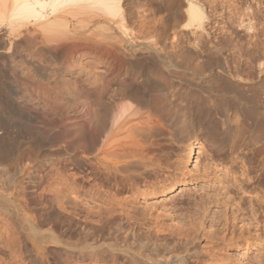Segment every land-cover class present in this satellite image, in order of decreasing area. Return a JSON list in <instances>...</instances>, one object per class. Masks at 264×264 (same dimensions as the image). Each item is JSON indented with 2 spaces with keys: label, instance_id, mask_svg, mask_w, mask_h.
<instances>
[{
  "label": "rangeland",
  "instance_id": "rangeland-1",
  "mask_svg": "<svg viewBox=\"0 0 264 264\" xmlns=\"http://www.w3.org/2000/svg\"><path fill=\"white\" fill-rule=\"evenodd\" d=\"M160 1L161 3H159ZM187 1L121 0L119 7H122L113 13H108L99 6L96 7L97 5L91 6L92 9L90 7L78 8L73 13L76 18L69 16L75 27L72 32H66L63 29H58V31L46 30L44 32L42 28L29 23V21L26 22V26H21L20 35L15 42L14 52L17 54L16 61L0 59V114H2L1 117L13 119L11 126L8 127L10 134H8L9 140L7 141H1L7 133L4 131L6 126L0 122V189L8 187L9 183L14 179L26 188L28 192L27 197L31 198V203H34L33 209H37V213L39 214L47 213L49 208H41L42 205L38 203L43 199V196L39 194V189L34 188V172L36 176L38 175L37 181L43 179L45 180V182L42 180L43 185L46 184L52 178L56 168V164L52 160L54 159V152L56 149L62 148L61 150H64L65 147H68V149L72 150L68 152L58 150L59 154L62 155L60 163L68 165V168H66L68 170L67 173L71 174L73 172L75 176L76 174L80 176V173L84 171L81 176L89 175L90 169L86 170V168L87 163L90 161L87 157L90 156L91 158V153L93 154L95 151H88L87 153L89 154H84L86 155L84 157L86 159L81 157L82 160L80 158L79 165L81 167H73L69 164L66 157L68 154H72L73 150L83 155L84 150L82 151V149H85L86 131H97L96 125L99 112L95 100L98 99V94L102 95L106 83H108L111 90L112 84L116 80V83L118 82L124 86L135 84L138 78H134V76L126 78L127 80L119 79L125 67H129L133 72L132 75L135 76L144 71L147 78L150 76L151 82L157 81L155 84L165 89V98L168 99H163L162 96L154 93L151 94V97L153 95L155 100L157 98L160 99L157 101L164 103L161 104L167 109L173 107L172 109L177 112L178 119L180 117L186 123L191 120L192 124L188 122L185 125L188 128H184L181 133L176 135L171 134L172 131L170 133L167 131L163 132V130L157 131L155 133H158L157 137L154 136L153 139H151L153 135L148 136L150 137L149 139L148 137H142L139 130L137 132L136 130L132 131V136L136 132L135 136L139 137L140 135L142 138H139V142L135 137H133L134 139H131L132 137L128 138L134 141V145L130 144L134 147H129L136 150L135 152H140L139 148H145L143 153L146 152L145 154L148 156L146 155L145 157L144 155V160L146 161L149 158L146 161L147 163L151 162L152 166L159 165L161 168L155 179L157 185L147 186L143 181H140L133 187L138 192H142L135 200V207L138 211L146 213L151 219H157L168 228L162 232L166 234L164 236L161 235L162 240L171 242V240H175L179 235L183 236L185 234H188L191 238L193 237L192 247L197 250L198 256L204 260V264H264V179L257 175L258 172L255 173L256 171H253L252 165L249 166L250 164L242 162L239 158H231L230 155L222 156L221 153L224 149L221 148L224 147V144L223 146H217L218 144H213L210 141L211 139L209 138L213 132L211 127L212 121L217 116L212 113L213 110L208 114L209 117H200L202 125H199L200 122H197V116L193 113V109L199 110L196 107V102H199L200 99L202 104L200 103L199 105L197 102L198 107L202 108V106L204 107V105L208 104V106H212L210 94L213 89L222 93L225 106L228 104L226 110L232 117L238 115L239 117H235L237 120L238 118L240 120L242 117V119L245 118L251 121L253 120L252 118L258 115V112L264 111L263 101H261L262 97H264L262 94L264 86L256 84L248 90L246 89L247 91H244L245 88L243 89L237 85L233 86L234 84L232 83L229 84L228 82L219 80L211 75L212 58L207 57L208 59H202L201 55L198 54L201 52V49L210 47L212 42L211 36L216 35V32L214 33L212 29L216 28L214 26H220L218 23L220 21L221 26H227L226 23L231 24H228L229 26L226 27L228 33L223 29L226 36H224L223 32L219 36L222 39L223 37L230 39L229 42H232L229 45H232L233 49L239 48L242 51L243 48L246 49L252 45L254 47L257 40L260 41L262 37L263 40L261 41L263 43L264 22L262 21H264V0H229L230 2L224 0L228 2L226 4L221 0H194L204 12L206 17L204 20L205 24L209 22L206 25L209 35L203 33L204 36H201L202 33L198 28L199 26H196V23L190 24L185 13H183V8L187 4ZM241 3L242 7L240 6ZM246 4L248 5L246 6ZM94 7L98 9L96 10ZM78 12H81V14ZM86 12L90 13L85 16ZM244 12L248 13V15ZM226 14H228V19ZM260 14L262 15L260 16ZM210 16H213V20ZM229 16L230 18L232 17L231 20H229ZM233 17L237 18L234 19ZM238 17L243 22L248 19L246 23H243L246 27H252V25L254 27L256 25L255 28H258L260 26L257 32L255 31L256 37L257 35L259 36L251 38L249 36L250 33L248 34L246 29H238L236 25H233L238 20ZM99 22L106 26L97 27L101 25ZM259 22L262 24L260 25ZM249 30L252 31L251 28ZM49 32H52L57 37ZM62 34L63 36H61ZM1 36L3 37L4 35H0V43L2 41ZM220 37L219 39H221ZM44 38H47L46 41ZM58 38L61 40L59 41ZM22 55H24V58ZM31 57L35 59L34 62L39 70L43 68L40 73L35 75L31 72L30 65H28L29 58ZM173 58L175 59L172 60ZM239 59L245 58L240 57ZM262 59L264 57L255 61V63L258 64ZM3 65L5 66L3 67ZM81 67L85 70L82 71ZM240 69L242 71V68ZM248 76L249 73H246L244 77ZM254 76L256 77L257 73ZM249 77L248 79L251 80L250 78L252 77ZM255 79L252 78V80ZM141 89L146 90L147 87L141 86ZM109 93L111 94L112 92L110 91ZM127 95L131 97L130 94ZM127 95L123 97L126 98ZM89 97H92L93 100L95 99L94 104L88 102L91 101ZM130 97L127 96V99L123 98V101L125 103L129 102L128 98ZM239 97H241L240 100H238ZM8 98L12 99L10 103L14 105V110L16 107L20 109L15 110L18 113L22 110L24 114L23 118L25 115L27 118L21 119V115L18 117L16 114V116L12 108L13 112L9 110L4 103ZM241 100H252L251 103L255 105L256 109L250 112L251 110L245 108L249 113L248 111L246 112L244 108L242 109L243 106L241 107ZM222 110L219 111L220 115L224 112ZM88 118L92 120L89 121ZM203 120L205 121L202 122ZM193 122L195 123L193 124ZM258 124L256 123L257 127L255 126L254 131L264 130V124L260 122ZM93 125L96 127H93ZM91 127L93 128L91 129ZM86 128L89 130H86ZM137 133L138 135H136ZM191 133L198 134H195V139L198 142L196 144V158L198 162L194 166L189 165L183 159L186 147L184 141ZM71 135H73V138ZM136 143L139 146H135ZM247 153L249 154V152ZM30 157L36 158L35 166L37 170L25 169L24 173H22L20 169L22 166L31 165L32 162H29ZM93 170L98 176V169L94 167ZM171 184H174L172 190L162 192L165 187ZM69 193L71 194V192ZM75 195L78 194L75 193ZM47 196H49V193ZM47 196L45 198H48ZM78 200L81 202L87 201L91 205L94 204L92 200L88 199V196H84V193H80ZM3 217L6 218L8 216L0 210V226L3 222ZM46 223L47 221L42 222L43 229L47 227V225H44ZM28 243L29 241L23 244L24 250L27 249L26 253H24L27 259L33 255ZM45 246L46 251L43 256L55 260V263L51 262V264H65L68 257L61 246H53L50 243H46ZM0 255L8 257L7 252L2 249H0ZM82 261L83 264H102L101 261H94L91 258ZM191 261H194V258L189 259V262ZM208 261L211 262L209 263ZM78 262L76 261L72 264H78Z\"/></svg>",
  "mask_w": 264,
  "mask_h": 264
},
{
  "label": "bare ground",
  "instance_id": "bare-ground-1",
  "mask_svg": "<svg viewBox=\"0 0 264 264\" xmlns=\"http://www.w3.org/2000/svg\"><path fill=\"white\" fill-rule=\"evenodd\" d=\"M221 1H224V0H221ZM120 2L121 0H0V33L2 32L1 34L4 35L3 37L1 36L2 41L0 43V59L6 60V61L7 60L16 61L17 54L14 52L15 42L17 41V38L20 35L21 26L22 27L23 25L26 26V22L28 21L29 23H32L42 28L44 32L46 30L58 31V29H63L66 32H72L74 31L75 27L73 25L74 23L72 24L71 22L72 20L70 19V17L76 18L73 13L76 12L78 8H84V7L91 8V6L97 5L96 7L99 6L100 8L104 9L106 12L113 13L122 7V6L119 7L121 4ZM159 3H161V1ZM186 3L187 4L183 8V13H185L190 24L196 23V26H199L198 28L200 29V32L202 33L201 34L199 32L201 36H204L203 33H205L206 35H209V32H207V29H206V25L209 22L205 24L206 22H204V20L206 17L204 15L202 8L194 0H188ZM219 3L221 2L219 1ZM168 5H171V4H168ZM247 5L248 4H246V6ZM240 6L242 7V3ZM251 7L253 8V6ZM227 8H230V7H227ZM97 9L98 8H96V10ZM78 13L81 14V12H78ZM86 13L87 14H85V16L88 15L90 12L89 13L86 12ZM238 13H241V12H238ZM245 14L248 15V13H245ZM226 15L228 19V14ZM261 15L262 14H260V16ZM235 16H239V15H235ZM210 17L212 19L213 16H210ZM231 18L229 20H231ZM239 18L240 17H238V20H236L235 24L233 25H236L238 29H241V28L246 29L248 34L250 33L249 36H251V38H257L259 35H257L256 37L255 31L257 32V29H259L260 26H258V28H255L256 25L254 27L253 25L252 27L251 26L246 27L245 24L243 23H246L248 19L246 21L244 19L245 22H243V20H241V18L239 20ZM89 21H90V18H89ZM224 21H227V20H224ZM260 21L262 20L260 19ZM218 23L220 24V26L219 25L218 27L214 26L216 28L212 29L214 33L216 32L217 36L216 35L211 36L213 39L211 38L212 42H211L210 47L206 49H201V52L198 53L199 55H201L202 59H205L207 57L212 58L211 59L212 60L211 70H210L211 75L215 76V78L219 80L228 82L229 84L232 83L234 84L233 86L237 85L238 87L240 86L243 89L245 88L244 91H247L250 87H253L256 84H261L262 86H264V75H263L264 74V62H263L264 59H262L263 61L261 60L263 64L261 61H259L258 64L255 63V61L264 57L263 56L264 55V44H263L264 41L263 43L261 41L263 40L262 39L263 37L261 38L260 41L256 39L257 42L254 39V43L256 42L255 43L256 45H254V47L252 45L251 46L252 48L248 45L249 48L248 47L246 49L243 48L242 51L239 48L233 49V47H231L232 45L231 46L229 45V43L232 42V41L229 42L230 39H226L227 37L225 38L223 37L222 39L219 36L222 32L224 33L225 30L227 32L226 27H228L229 26L228 24L230 23L225 22L227 24V26L224 25L225 27L223 25L221 26V21ZM105 26L106 25L105 24L103 25L102 23L101 25L97 27H105ZM249 28H251L252 31H250ZM49 33L54 35L52 32H49ZM61 36H63V34ZM224 36H226L225 33H224ZM219 37L221 39H219ZM51 40H54V39H51ZM103 40L105 39L103 38ZM93 46H96V45H93ZM56 48H57V45H56ZM174 54L176 53L174 52ZM23 56L24 55H22V57ZM32 57L29 58V61L27 59L26 60L28 61V65H30L29 67H31V72H33V74L35 75L37 73H40L43 68L39 70L37 65L34 62L35 59ZM240 57L241 58L243 57L245 59H239ZM174 59L175 58H173L172 60ZM4 66L5 65H3V67ZM240 68H242V71ZM81 69L82 71L85 70V69L83 70L82 67ZM255 72L257 73V76H256L257 78L254 76L256 74ZM140 73L139 75L137 74L138 76L132 75L133 74L132 70L129 67H125L119 79L124 80L126 78L128 79L130 76H134V78L135 77L138 78L137 79L138 81L135 82V84L131 86H124L122 84H119L118 82L116 83L117 81L116 80L112 84L111 90L109 89L110 86L108 85V83H106L104 86V90L102 91L103 92L102 95L98 94L99 96L98 99L96 100L94 99L96 105L98 106V112H99L98 113L99 115L97 116L98 117L97 125L95 124L97 127L93 125V127H96L97 131L96 132H92V130L86 131V134H85L86 144H84L85 149H82V151L84 150V152L86 151V153L83 152V155H81L80 153L73 150V153L68 154L66 157L70 165H72L75 168L78 166L81 167L79 165L80 158L86 157V155L84 154H89L87 153L88 151L89 152L95 151V153L93 154L91 153L92 155L91 158L89 155H88L89 157H87L90 161V162L86 161L88 162L86 170L90 169L89 175L87 174V175L81 176L84 172L83 170H82L83 172L80 173L81 174L80 176L76 174L77 177L75 176V173L73 172H72L73 174L72 173L68 174L67 173L68 170H66V168H68V165H64L60 163L62 155L59 154L58 150H61L62 148L58 150L56 149L55 151L56 153L54 152L53 154L54 159L51 158L53 162L56 164L55 165L56 168L54 170V174L52 178L50 179V181H47L46 184L43 185L42 183L43 179L41 181H37L38 175L36 176L34 172V175H33L34 188L36 187L37 190L39 189V194L43 196V199L40 200L38 203L42 205L41 208H49L47 213L39 214L37 213V209L36 210L33 209L32 206L34 205V203H31L30 202L31 198L27 197L28 192L26 191V188L24 187L23 184L17 183L14 179L13 180L11 179L12 181L10 180L11 182L9 183L10 185L8 184L9 185L8 187H6L5 185L6 188L0 189V210L4 212L5 215L8 216L6 218L3 217L4 219L0 226V249L5 250L7 252L8 257L6 258L0 255V264H51V262L55 263V260H51L47 257L46 259L43 256L46 251V246H45L46 243L47 244L50 243L53 246L58 245L63 248L64 252L66 253L68 257L66 262L63 261L65 262V264H69V263L72 264V263H75L76 261L77 262L79 261L78 264H83L82 260H86L88 258H91L94 261H101L102 264H204L203 263L204 260L200 259V257L198 256L197 250L192 247L193 237L191 238L188 234H185L183 236L179 235L178 237H176L175 240L173 241L171 240V242H168L167 240H162L163 238H161V235L163 236L166 235V234H163L162 232L166 231L168 228L165 225H163L161 222H159L157 219H151V217L149 215H146V213L138 211L134 205L135 200L137 199V196L140 195L142 192H138L133 187L136 186L137 183L140 181H143L145 184H147V186L148 185L153 186L154 184L157 185V182L155 181V179L157 177V174L160 172L161 168L159 165L152 166L153 164L151 162L147 163L146 161H148L149 158L146 161L144 160V155L145 157L147 155L145 154L146 152L143 153L145 151V148H139L140 152H135L136 150L132 149L134 146L133 147L131 146V145H134L133 144L134 141L129 140V139L131 137H132L131 139H134L133 137H135V139L137 138L136 140L139 142V138H142L143 136L144 138L145 137L147 138L148 136H151V135H153V137H151V139H153L154 136L158 134V133L157 134L155 133L160 130H163V132L167 131L168 133L172 131L171 134L176 135V134L181 133L182 130L186 128L185 125H187V123L191 121V120L187 121L186 123L184 122L185 120L180 119V117L178 119L177 112L172 109L173 107L172 108L170 107L169 109H167L163 107L164 105L162 104L164 103L161 102L162 103L161 104L160 101H157L160 99L157 98V100H155L153 98V95L151 97V94L154 93L156 95L162 96V98L164 99L166 95L165 89L163 87H160L158 84H155L157 81L151 82L152 80L150 81V78H149L150 76L148 77L149 78L148 79L144 71H141ZM244 73L245 74L249 73V76L251 73H253L251 74L250 77H252L253 79L255 78L256 79L252 80V78L248 76L251 79L249 80L248 77L246 78L244 77L245 76ZM217 83H220V82H217ZM141 86H146L147 89L142 90ZM10 90H13V89H10ZM108 90L109 92L111 91L112 93L110 94ZM11 92L14 93L13 91ZM127 94H130L132 98ZM262 94L264 95V91ZM125 95L130 97L128 98L129 102L125 103V101H123V98H125L123 96ZM127 96L125 99H127ZM210 96L212 98L213 107L208 106L209 105L208 104L200 108L198 107V103L199 105L200 103L202 104V102H200L201 99L199 100V102L197 101L198 103L196 102L197 104L196 107L199 108V110L197 111V109H193V113L197 116L196 117L197 122L198 123L200 122L199 125H202L201 118L203 116L209 117L208 114H210L211 111L213 110L214 112L212 111V113L214 115H217L218 117L216 116L213 121L209 119L210 121H212L211 127L213 129L211 137L209 138L211 139L210 141H212L213 144H218L217 146H223L224 144V147L221 148V149H224L223 151L221 150L222 156L230 155L231 158L232 157L234 159L239 158L240 160H242V162L250 164L249 166L252 165L251 168L254 169L253 171H256L255 173L258 172L257 175L262 177V179H264V130L260 131L259 129L256 128L259 131H256V130H255L256 132L254 131L255 126L257 127L256 123L258 124L260 122L264 124V111H262L261 113L258 112L257 113L258 115L252 118L253 120L251 121L246 120L245 118L242 119V117L240 118V120L239 118L237 120L236 118L238 115L236 116L234 115V117H232L231 114H229L228 111L226 110V106L228 104L225 106V103L222 99L223 98L222 93L218 92V90L216 89H213ZM92 97H89L91 98L89 99L91 101H88L89 103L91 102V104L94 102ZM240 98L241 97L237 99L240 100ZM262 98L263 99L261 101H263L262 103L264 105V97ZM165 99L167 100L168 98H165ZM11 100L12 99L8 98L7 101H4V103L9 108V110L13 112L14 105L10 103ZM251 102L252 100H249V101L241 100V107L243 106L242 109L246 108L248 110H251L250 112L256 109L255 105L252 104ZM219 108L224 110V112H222L223 115L222 114L220 115L219 111H221V109L219 110ZM15 110H20V109L16 107ZM15 110H14L15 112L14 114L15 115L17 114L18 117L21 115V119H22L24 115L22 113L23 111L21 110L20 111L21 113L20 112L18 113V111H15ZM248 110H246V112ZM248 113H245V114H248ZM1 115L2 114H0V122L6 126L4 128L5 129L4 131H6L7 133L6 136L3 139H1V141L2 140L7 141L9 140L8 134H10V130H8V127L11 126L13 119L12 120L7 119L4 116L1 117ZM219 117L222 119H220ZM182 118L184 117L182 116ZM91 120L92 119H90L89 121ZM204 121L205 120H203L202 122ZM210 121H207V122H210ZM194 123L195 122H193V124ZM190 124H192V122H190ZM87 126H90V125H87ZM93 127H91V129ZM87 129L88 128H86V130ZM194 129L196 130V128ZM133 130H136V132L139 130L140 131L139 133L142 135V137H140V135L139 137L135 136V133H136L135 131H134L135 132L134 135L132 136ZM209 132L211 133V131ZM73 134H76V133H73ZM195 134L197 133H191L188 136V138H185L186 140L184 141V144L186 145V147L184 149L185 153H184L183 159H185L186 161L185 160L184 161L188 162L189 165H193V166L197 164L198 162L196 158L197 157L196 156V149H197L196 144H198V142L196 141L197 139H195ZM136 135H138V133ZM71 136L73 138V135ZM148 138L150 139V137ZM140 141L142 140L140 139ZM150 141L153 142L152 140ZM142 144H145V143H142ZM137 145L138 143H136L135 146ZM129 146H131L132 148ZM69 150H72V149H68V147L67 148L65 147L64 150H61V151L68 152ZM247 152H249V154ZM91 159L93 160L91 161ZM29 162H32L31 165L26 166V167L22 166L20 168L22 173H24L25 169L37 170L35 166L36 158L30 157ZM94 167L97 168L99 171L98 176H97V173L95 174V171L93 170ZM43 181L45 182V180ZM173 188H174V184L173 185L171 184L168 187H165L162 190V192L172 190ZM244 191H245V188H244ZM69 192H71L72 195ZM48 193H49V196H47ZM75 193L78 195H75ZM80 193H84V196L85 195L88 196V199L92 200L94 204L91 205L87 201L85 202L79 201L78 197L80 196ZM45 196H47L48 198H45ZM43 221H47V223L44 224V225H47L45 229H43V224H42ZM27 241H29L28 243L29 249L33 254L28 259L26 258V255H24L27 249L24 250V247H23V244L27 243ZM191 258H194V261L189 262V259ZM208 262L210 263L211 261H208Z\"/></svg>",
  "mask_w": 264,
  "mask_h": 264
}]
</instances>
